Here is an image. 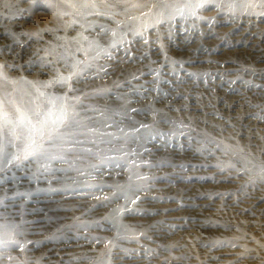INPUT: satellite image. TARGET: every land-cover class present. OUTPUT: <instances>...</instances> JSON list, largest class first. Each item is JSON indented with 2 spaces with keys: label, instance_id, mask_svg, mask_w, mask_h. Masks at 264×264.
<instances>
[{
  "label": "rangeland",
  "instance_id": "1",
  "mask_svg": "<svg viewBox=\"0 0 264 264\" xmlns=\"http://www.w3.org/2000/svg\"><path fill=\"white\" fill-rule=\"evenodd\" d=\"M166 1L0 0V72L59 98L0 144V264H264V0Z\"/></svg>",
  "mask_w": 264,
  "mask_h": 264
},
{
  "label": "bare ground",
  "instance_id": "2",
  "mask_svg": "<svg viewBox=\"0 0 264 264\" xmlns=\"http://www.w3.org/2000/svg\"><path fill=\"white\" fill-rule=\"evenodd\" d=\"M54 2V0H51ZM139 1V2H138ZM150 1H154V6L158 3V0H137V2L134 4L135 8L134 9H139L140 11L145 10V12H143L142 14V19H148L151 15V12H147L148 9L144 8V5L146 7H149L148 2ZM188 0H168L166 1V5L168 6L169 9H171L174 6H178L177 3L179 4H184L187 3ZM191 2L193 0H190ZM103 4V3H102ZM159 4V3H158ZM157 4V6H158ZM188 4V3H187ZM195 4V3H194ZM151 6V5H150ZM166 6V7H167ZM163 7V6H162ZM180 7V6H179ZM187 7V6H185ZM196 7V6H195ZM152 8H154L153 6L150 8L152 10ZM161 8V6H160ZM201 7H196L193 9V11L191 12L193 14L194 12V16H199L200 15V9ZM155 9V8H154ZM159 9V8H158ZM185 9V8H184ZM202 9V8H201ZM54 14H56L59 17V20H64L62 19L63 15H61V13H63V11H61V9H56L54 7ZM135 10V11H136ZM139 10H137L139 12ZM167 10V9H166ZM188 10V8H187ZM186 10V11H187ZM73 11V10H72ZM154 13V12H152ZM159 13V12H158ZM184 13V12H183ZM187 13V12H186ZM89 22H91V24H89L88 26L86 25V29L85 31L87 32V34L91 35L94 39V42H98L97 45L101 46L102 48H104L105 50L108 49L109 47H112L116 45V41L117 38L115 39L114 37L111 36L110 32H107L106 29L102 28L103 26L100 24V20L98 18H102L99 16H96L94 18H90L93 17V15L91 14H84ZM191 15V14H190ZM188 16V15H186ZM193 16V15H192ZM193 16V17H194ZM191 17V16H190ZM151 18V17H150ZM196 18V17H195ZM194 18V19H195ZM190 19V18H189ZM248 19V18H247ZM102 21H104V19H101ZM149 20V19H148ZM193 20V19H192ZM191 21V20H190ZM251 21V20H250ZM23 22V21H22ZM63 22V21H62ZM58 23V22H57ZM103 24V23H102ZM106 25V24H105ZM108 27V26H107ZM66 28V26L64 27ZM151 28L150 25H147V29L149 30ZM109 29V28H108ZM19 30V28H18ZM66 31V30H65ZM134 36V33L132 34ZM131 35V36H132ZM114 38V42H110L111 39ZM57 43V42H55ZM61 47V45H60ZM63 48V46H62ZM60 50V49H58ZM87 50V49H86ZM85 50H82V52ZM84 54V53H83ZM103 55V54H102ZM94 58V57H93ZM98 58V57H97ZM96 59H90L88 60V63L90 62H95L97 61ZM11 59V58H10ZM19 60V59H18ZM11 61V60H10ZM21 64V62H19ZM13 64V63H11ZM20 71V70H19ZM16 73V72H15ZM14 73V74H15ZM13 74V75H14ZM12 75V74H11ZM6 76L7 79H4L3 77ZM23 81V80H22ZM18 82V81H17ZM21 83V82H20ZM49 84H51L50 88L55 85L56 87H60V84H56L55 82H50ZM24 85V84H23ZM22 86V85H21ZM26 86V85H25ZM3 89L2 91H0V109L8 111L10 114H14L16 109L20 110V113H27V114H36L37 112H39L41 115H43V117L45 116H49L51 115L50 113L53 112V110H57L56 109V105L53 106L52 104L49 103V101L51 100L50 98H48L47 96H45V94H43L41 91L37 90L36 88H34L33 86H30L27 89L21 88L19 85L17 86V83H15V81L13 80V78H11L8 73L1 71L0 72V89ZM53 89V88H52ZM57 89V88H55ZM58 103V102H56ZM60 107V106H59ZM58 113V112H57ZM55 114V113H54ZM61 115V114H60ZM59 115V116H60ZM46 123H50L51 120L47 117L44 118ZM53 121V120H52ZM56 122H58L56 120ZM49 125V124H48ZM58 125V124H57ZM60 126V125H59ZM50 127V126H49ZM24 128V127H23ZM20 128V129H23ZM54 128V127H53ZM20 129H18V131H20ZM2 133V136L0 135V144H7V143H13V142H19L21 141L20 139H17L14 134H9L7 130H5L4 132H0V134ZM5 134V135H4ZM80 136V135H79ZM47 139V138H46ZM49 140V139H48ZM59 140L61 141H66L64 138H60ZM74 140V139H73ZM84 140V139H83ZM97 141L98 138L92 139L90 138L89 141ZM45 141V140H44ZM44 143V142H43Z\"/></svg>",
  "mask_w": 264,
  "mask_h": 264
},
{
  "label": "snow or ice",
  "instance_id": "3",
  "mask_svg": "<svg viewBox=\"0 0 264 264\" xmlns=\"http://www.w3.org/2000/svg\"><path fill=\"white\" fill-rule=\"evenodd\" d=\"M31 4L34 9H52L55 7V5L51 2V0H31ZM95 6V5H93ZM111 6V5H110ZM203 4L197 5V7H203ZM96 15H103V13H95ZM61 15H67V13H61ZM77 22L74 20L72 22L73 25H75ZM38 35V33H37ZM114 35V33H113ZM50 63V62H49ZM4 65H0V69H2ZM73 68H76V65H73ZM76 72H73V75H76ZM4 79H7L6 76L3 77ZM67 79H70V77H59L58 80L55 81V83H62L66 81ZM51 84H46L45 87H50ZM59 98H54L49 101L50 104L55 106V101ZM37 120L36 123H32L31 117H25L20 113L19 109L15 110L14 114H10L8 111L0 109V132H4L5 130L8 131V133L11 135L15 133L18 129L25 127V121L28 125V132L29 135L25 137V143L23 145V148L21 149V152L23 153V159L28 160L29 158H34L38 154L39 146L36 144V140L33 138L32 129L37 128V125L43 126L46 121L43 116L39 112L36 114ZM67 120L66 110H65V119L61 120V128L55 129V131L61 132L63 134V128L65 126V121ZM55 123V121H53ZM67 127H71V124L68 123ZM18 139V137H17ZM49 142H51V137H49ZM57 157H53V159H56ZM14 159L19 160L21 159L20 155H17L14 157ZM13 243H15L13 241ZM22 250V249H21Z\"/></svg>",
  "mask_w": 264,
  "mask_h": 264
}]
</instances>
